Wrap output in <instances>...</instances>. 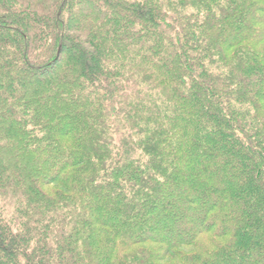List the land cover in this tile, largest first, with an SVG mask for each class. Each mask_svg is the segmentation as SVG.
Instances as JSON below:
<instances>
[{"label": "trees", "instance_id": "1", "mask_svg": "<svg viewBox=\"0 0 264 264\" xmlns=\"http://www.w3.org/2000/svg\"><path fill=\"white\" fill-rule=\"evenodd\" d=\"M0 264H264V0H0Z\"/></svg>", "mask_w": 264, "mask_h": 264}]
</instances>
